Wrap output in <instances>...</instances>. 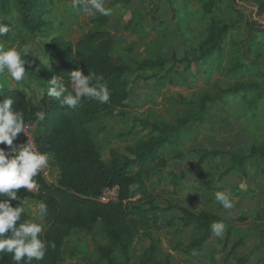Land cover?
Instances as JSON below:
<instances>
[{
	"label": "rangeland",
	"instance_id": "1",
	"mask_svg": "<svg viewBox=\"0 0 264 264\" xmlns=\"http://www.w3.org/2000/svg\"><path fill=\"white\" fill-rule=\"evenodd\" d=\"M11 3L7 13H0L10 27L3 44L18 48L31 44L41 59L31 54L26 57V75L19 83L6 75L0 78L27 97L41 95L55 57L49 47L52 39L61 36L77 42L94 27L92 19L99 13L85 16L73 7V0H43L46 13L42 18L53 24L34 34ZM263 4L264 0H218L212 13L206 14L199 0H106L115 39L113 61L133 65L144 59L166 61L162 69L128 73L129 98L124 115L105 117V129L97 130L104 159L110 157L112 149L131 155L129 150L139 141L159 133L140 120L171 130L164 150L169 159L165 173L149 182L150 190L160 193L163 208L162 229L153 230L159 247L154 264H264V156L250 155L254 146L264 147ZM212 23L230 24V30L220 49L201 56ZM246 85L251 86L246 93H225ZM223 91L221 99L208 101L203 107L205 96L217 97ZM34 128H25L27 142L33 143ZM206 150L220 153L200 163ZM232 154L244 157V165L222 176L233 163ZM43 173L50 183L59 181L52 157ZM32 190L37 191V186ZM217 191L230 196L234 203L231 210L215 201ZM23 204L27 217L44 228V217L37 215L39 201L27 198ZM170 204L224 217L227 227L223 237L212 233L201 250L192 254L178 251L176 242L188 243L200 232L183 228L177 220V207L170 210ZM108 242L100 225L94 234L74 230L67 238L73 255L62 257L60 264L96 262L100 258L98 244ZM151 243L146 236L136 239L129 264H141Z\"/></svg>",
	"mask_w": 264,
	"mask_h": 264
},
{
	"label": "trees",
	"instance_id": "2",
	"mask_svg": "<svg viewBox=\"0 0 264 264\" xmlns=\"http://www.w3.org/2000/svg\"><path fill=\"white\" fill-rule=\"evenodd\" d=\"M16 8L24 25L32 33L48 28L52 20L42 18L46 13L43 9V0H0V13H7L8 5ZM206 14L212 13L218 0H199ZM78 8V7H76ZM264 8V4H263ZM80 11V9H77ZM244 16V15H243ZM110 15L95 16L92 19L94 27L84 33L73 43L63 40L61 36L52 39L49 47L54 57L50 68V76H60L65 85L71 89L69 73L76 68L85 75L95 73L102 77L110 90L111 96L106 104H101L91 97H83L75 108L61 106L59 101L47 96L48 81L44 83L45 91L37 96L27 97L20 88L9 86L0 78L4 96L14 100L13 107L24 114L25 128L34 125L32 134L34 145L40 151L48 152L56 163L60 178L57 183H50L41 171L34 179L37 191L26 190L23 187L17 190L18 200H11L13 207L23 201L34 198L44 204L47 213L44 216L45 227L42 238L55 247H49L43 260H33L31 264H60L65 255H73L67 244V238L74 230H81L94 234L98 225L103 234L109 239L107 244L99 243L97 251L100 258L90 264H129L130 249L135 240L140 237H149L152 241L146 257L141 264H154L159 253V247L154 238L153 230H161L162 205L159 204L160 193L150 190L149 182L155 177H161L169 159L164 154L170 142L171 130L161 127L160 124L140 120L143 126L152 128L159 133L149 135L147 140L137 143L130 154L112 149L110 157L104 159L99 147L97 130L105 129L102 121L105 117L124 115L123 109L128 105L129 82L127 74L133 71L162 69L166 61L162 59H144L136 65L121 61L115 63L112 51L115 39L111 32ZM0 22H3L0 18ZM6 23V22H3ZM209 38L202 45V54L220 49L230 30V24L218 25L212 23L208 27ZM95 83V82H94ZM251 86L246 85L238 89H230L225 93L236 94L247 92ZM223 93L217 97L205 96L202 105L208 101L221 99ZM43 112L44 118L39 120L36 113ZM26 144L25 133L18 134L14 145ZM10 152L7 145L0 144ZM220 152L203 151L199 162L212 158ZM251 157L264 156V147L254 146ZM244 157L232 154V165L223 173L226 176L236 172L244 165ZM117 185L118 198L102 201L103 192ZM136 195L139 199L132 200ZM9 199L0 196V200ZM145 201L144 203H140ZM178 209L177 220L183 228L192 227L199 231L188 243L176 242L175 249L184 254H192L201 250L204 243L210 238L211 225L216 221H226L209 211L195 212L181 204H170L169 208ZM24 219H29L26 212L17 221V226ZM176 219V218H174ZM11 232L5 233L10 235ZM0 264H15L10 255L4 254ZM21 264H26L22 261Z\"/></svg>",
	"mask_w": 264,
	"mask_h": 264
},
{
	"label": "clouds",
	"instance_id": "3",
	"mask_svg": "<svg viewBox=\"0 0 264 264\" xmlns=\"http://www.w3.org/2000/svg\"><path fill=\"white\" fill-rule=\"evenodd\" d=\"M105 5L106 0H73V7H78L83 15L89 17L98 13L109 15L110 9ZM9 31L10 27L0 22V76L6 75L11 81L19 83L26 75V57L30 54L38 55L35 54L31 44L19 48L6 47L2 41L4 34H8ZM69 78L71 89L65 85L60 76H53L48 81L47 96L59 101L61 106L73 109L86 96L94 98L101 104L109 101L111 93L106 84L100 83L102 77L89 72L85 75L81 69L76 68L69 73ZM2 90L0 85V92ZM14 103V100L8 96L0 99V144L7 145L10 149L9 152L4 147H0V196L9 198L0 200V258L8 254L15 264H21L22 261L31 264L33 260H43L48 248L55 245L42 238L43 226L36 220L24 219L17 226V221L24 213L25 207L20 203L13 207L10 201L18 200V189L23 187L26 190H32L36 187L34 178L49 165L51 154L40 151L29 140L26 144L14 145L18 134H27L24 114L13 107ZM36 116L42 120L44 113L38 112ZM215 201L225 210H231L234 207L233 201L225 191H217ZM46 213V206L40 204L37 210L38 218L42 219ZM226 227L223 220L213 222L211 225L213 234L221 238ZM9 231L11 234L6 236L5 233Z\"/></svg>",
	"mask_w": 264,
	"mask_h": 264
},
{
	"label": "built area",
	"instance_id": "4",
	"mask_svg": "<svg viewBox=\"0 0 264 264\" xmlns=\"http://www.w3.org/2000/svg\"><path fill=\"white\" fill-rule=\"evenodd\" d=\"M28 127V126H26ZM34 144V142H33ZM118 192H119V187L117 185L106 189L103 194L100 196V199L102 201H109L112 199H117L118 198Z\"/></svg>",
	"mask_w": 264,
	"mask_h": 264
}]
</instances>
